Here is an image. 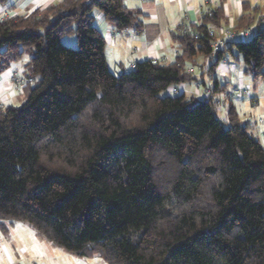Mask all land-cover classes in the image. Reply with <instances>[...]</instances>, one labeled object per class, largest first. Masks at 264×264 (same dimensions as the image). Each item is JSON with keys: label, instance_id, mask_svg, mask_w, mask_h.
I'll list each match as a JSON object with an SVG mask.
<instances>
[{"label": "trees", "instance_id": "obj_1", "mask_svg": "<svg viewBox=\"0 0 264 264\" xmlns=\"http://www.w3.org/2000/svg\"><path fill=\"white\" fill-rule=\"evenodd\" d=\"M95 13L119 32L142 27L122 0H62L0 19V74L27 54L33 81L24 103L0 106V233L27 224L104 264H264V146L232 108L217 117L216 83L203 99L161 95L193 80L186 65L197 55L216 66L234 50L245 74L264 79V27L213 55L218 6L180 28L172 64L144 60L115 76ZM68 36L76 48L62 45ZM155 153L174 168L163 186Z\"/></svg>", "mask_w": 264, "mask_h": 264}, {"label": "crops", "instance_id": "obj_2", "mask_svg": "<svg viewBox=\"0 0 264 264\" xmlns=\"http://www.w3.org/2000/svg\"><path fill=\"white\" fill-rule=\"evenodd\" d=\"M61 1L19 0L16 2L18 9H11L10 16L30 14ZM122 1L129 11L140 13V31L130 28L119 32L106 23L100 13H95V26L104 39L106 64L115 76L129 71L130 65L144 60L172 64L181 53L176 38L180 28L200 25L203 15L218 6L222 8L220 27L210 25L208 28L215 32L234 28L236 31L248 30L249 37L240 38L238 42L247 41L258 26L262 27L261 21L264 17V8L259 9L258 0ZM249 23L250 26L245 29ZM109 57L112 69L108 66ZM20 61L11 64L0 74V106H19L25 100L24 88L16 87L11 81V76L25 74L24 66L27 62L22 64ZM194 61L196 65H186L187 71L192 70L190 75L193 80L178 84L175 87L177 94H183L186 98L203 99L209 95L211 87L216 83V91L220 93L213 98L217 101V110L223 112L222 121L226 120L228 109L232 108L240 123L247 128L248 134L264 146V79H252V83L248 81L246 77L250 75L244 73V66L234 50L226 52L216 66H213L214 57L197 55ZM235 89H247V95L238 96L234 93ZM246 98L248 101H245ZM18 224L23 223L7 225L8 232L0 233V264H104L97 255L88 259L77 258L61 249L59 250L66 254L62 256L68 257H64V261L59 263L56 260L58 257L54 256V253L58 256L55 247L40 239L29 225L32 231L26 232L24 227L19 229ZM47 252L51 258L49 262L43 256Z\"/></svg>", "mask_w": 264, "mask_h": 264}, {"label": "built area", "instance_id": "obj_3", "mask_svg": "<svg viewBox=\"0 0 264 264\" xmlns=\"http://www.w3.org/2000/svg\"><path fill=\"white\" fill-rule=\"evenodd\" d=\"M18 0H10L8 3L4 4L3 6H0V19L8 18L10 17L11 13H9L8 9H11L14 7ZM9 14V15H8ZM262 27H264V17L262 18ZM182 32L181 30L178 31ZM241 32V33H239ZM208 35L210 38H212L211 43V49L212 54H216L220 51H223L224 48L231 43L238 42V40L241 38H248L249 37V31L243 30V31H233L232 29H224L218 32H215L214 30H208ZM130 68L133 69L134 65H130ZM192 70L189 69L188 73L191 74ZM11 81L18 87L23 88L25 85L29 84L31 85L33 83L31 78L21 77V75L18 76H11ZM174 93H178V90L173 88ZM235 94L238 96L247 95V89H235Z\"/></svg>", "mask_w": 264, "mask_h": 264}, {"label": "rangeland", "instance_id": "obj_4", "mask_svg": "<svg viewBox=\"0 0 264 264\" xmlns=\"http://www.w3.org/2000/svg\"><path fill=\"white\" fill-rule=\"evenodd\" d=\"M19 1V0H18ZM20 3H22V1H20ZM56 3H60V2H56ZM55 4V3H54ZM257 4L258 6L260 7L259 9H263L264 8V0H258L257 1ZM11 9H18V3L16 5H14L13 8ZM11 9H8L9 13H11ZM9 15V14H8ZM97 22H95L94 24L96 25ZM233 31H236L234 29H232ZM240 31V30H238ZM61 43L62 45L66 46V47H69V48H76L77 44H76V39H75V36H68V37H64L61 39ZM29 59V56L27 54H24L20 63H26ZM108 66L109 68L112 69V61L110 60V57L108 59ZM195 64V63H193ZM196 65V64H195ZM190 74V73H189ZM21 77H24V75L21 74ZM246 79H248V81H250L252 83V78L250 76H247ZM16 86V85H15ZM17 87V86H16ZM162 96H177L178 94L174 93L173 92V88L170 87L168 88L165 92L161 93ZM25 101V100H24ZM23 101V103H24ZM245 101H248L247 98ZM20 104V103H19ZM22 104V103H21ZM20 106V105H19ZM218 107V106H217ZM257 113L259 112V108L256 109ZM217 117L222 120L223 119V112L220 111V110H217ZM226 126V125H225ZM156 156H158L159 154L158 153H155ZM158 160H163V164L160 165V167H157V171H156V176H155V179H156V182L158 185H165L166 184V181L170 178V174L173 172L174 168H173V164L169 161H167L166 159L164 160L161 156H158L156 157V160L155 161H158ZM18 227L19 229H23L21 227H24V230L26 232H29V231H32L31 228L26 225V224H18ZM27 229V230H26ZM32 233V232H31ZM43 245H44V242H42ZM55 249V248H54ZM52 251L53 248H52ZM56 253L58 256H56V254L54 253V256L57 258L56 260L59 262V263H62L64 260L63 258L64 257H68V256H62V255H66V254H63L61 250L57 249L56 248ZM60 253V254H59ZM62 253V254H61ZM45 255V258L47 259V261L49 262V260H51V258L49 257V252L43 254V256ZM52 255V254H51Z\"/></svg>", "mask_w": 264, "mask_h": 264}]
</instances>
